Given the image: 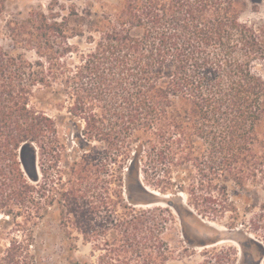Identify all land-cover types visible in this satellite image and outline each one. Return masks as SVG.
<instances>
[{
	"label": "trees",
	"instance_id": "obj_1",
	"mask_svg": "<svg viewBox=\"0 0 264 264\" xmlns=\"http://www.w3.org/2000/svg\"><path fill=\"white\" fill-rule=\"evenodd\" d=\"M8 1L0 0V17ZM211 3L131 0L132 13L123 23L148 17V33H155L149 47L146 37L115 31L106 47L98 45L69 77L72 110L90 115L86 123L91 129L105 122L115 131L137 130L140 122L156 126L160 149L150 163L143 164L136 149L132 158L120 150L122 158L116 155L114 165L86 152L59 166L64 150L57 144L56 122L30 104L33 97L47 94L52 82L35 68L39 60L0 46V198L3 189L31 198L39 207L35 213L47 218L57 202L71 241L75 232L98 241L102 226L115 228L110 233L113 257L131 264L132 254H147L160 242L148 211L131 207L156 199L147 188L160 194L173 189L175 167L191 165L187 169L197 175L193 187L208 193H223L227 181L245 187L247 179L264 173V76L255 68L264 61V27L241 21L231 0ZM54 6L50 2L25 18L7 20L13 48L51 45L55 38L62 53L69 51L68 16ZM65 71L56 69L53 77L63 78ZM39 82L45 85L36 90ZM100 103L103 109L96 115L92 111ZM224 201L217 205L225 207ZM64 246L67 264H92L73 261V242Z\"/></svg>",
	"mask_w": 264,
	"mask_h": 264
},
{
	"label": "rangeland",
	"instance_id": "obj_2",
	"mask_svg": "<svg viewBox=\"0 0 264 264\" xmlns=\"http://www.w3.org/2000/svg\"><path fill=\"white\" fill-rule=\"evenodd\" d=\"M211 1L207 0L209 4ZM231 1L232 12L238 14L241 21L264 27V0ZM50 2L68 16L69 51L62 53L63 45L55 38L52 46L13 48L7 20L13 16L25 18L32 9H46ZM130 3L131 0H9L6 12L0 17V46L10 53L24 54L31 61L39 60L41 63L35 68L44 72L45 82H52L47 88L49 92L40 94L39 98L33 97L30 104L38 105L56 122L57 144L64 150L59 166H66L77 153L88 152L96 159L106 157V162L114 165L113 158L120 150L129 152L130 158L136 149L141 150L143 164L145 161L150 163L159 152L160 147L155 141L156 126L140 122L137 130L115 131L110 122H103L98 129H91L86 123L90 115L81 113L80 109L72 110L75 97L70 94L73 82L69 77L96 52L98 45L106 47L118 30L134 37H146L147 47L153 41L155 33L152 36L148 33L149 20L144 17L145 12L144 18L134 17L131 23H123L132 13ZM51 61L54 63L52 72L49 69ZM255 68L264 76V61L256 62ZM56 69L58 72L66 70V76L53 77ZM44 85L39 82L35 88ZM102 109L100 103L92 112L98 115ZM166 164H170L169 160ZM188 167L192 168L188 164L174 168L173 189L160 194L149 188L161 195L158 203H139L131 207L148 211L150 225L158 228L156 234L160 239L159 245L147 254H132L131 264H264V173L247 179L245 187L237 181H227L223 182L227 185V189L221 190L223 193L218 190L208 193V190L193 187L197 175ZM57 168L52 171L55 177ZM161 168L166 167L162 165ZM39 179L44 180L41 173ZM220 200H226L223 202L225 207L217 205ZM0 201L3 202V208H0V264H67L64 243L69 247L70 242L74 244L70 252L73 261L119 264L113 257L114 247L110 241V233L115 232V228L104 230L102 226L98 241L84 239L78 232L71 241L60 220L61 207L57 202L50 207L53 214L47 218L35 213V208H39L36 202L15 192L3 189ZM119 212L121 209L116 213Z\"/></svg>",
	"mask_w": 264,
	"mask_h": 264
},
{
	"label": "water",
	"instance_id": "obj_3",
	"mask_svg": "<svg viewBox=\"0 0 264 264\" xmlns=\"http://www.w3.org/2000/svg\"><path fill=\"white\" fill-rule=\"evenodd\" d=\"M147 190L150 191L151 193H153L154 195H156V199H155L154 201H152V202H159V197H161V195H160V194H157V193H155V192H152V191L149 190L148 188H147Z\"/></svg>",
	"mask_w": 264,
	"mask_h": 264
},
{
	"label": "bare ground",
	"instance_id": "obj_4",
	"mask_svg": "<svg viewBox=\"0 0 264 264\" xmlns=\"http://www.w3.org/2000/svg\"><path fill=\"white\" fill-rule=\"evenodd\" d=\"M149 189V188H148ZM150 190V189H149ZM152 191V190H151ZM153 192V191H152ZM156 193V192H155ZM157 194H159V193H157ZM166 197H169V196H167V195H165ZM156 203H158V202H156ZM224 239V238H223ZM221 241V240H220Z\"/></svg>",
	"mask_w": 264,
	"mask_h": 264
}]
</instances>
